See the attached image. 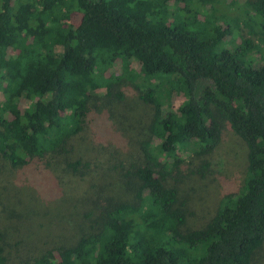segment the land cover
<instances>
[{
	"label": "trees",
	"instance_id": "16d2710c",
	"mask_svg": "<svg viewBox=\"0 0 264 264\" xmlns=\"http://www.w3.org/2000/svg\"><path fill=\"white\" fill-rule=\"evenodd\" d=\"M173 91L184 97L175 107ZM131 92L153 110L136 158L99 131ZM0 94V161L48 174V189L34 185L66 207L21 185L5 193L11 173L0 168V219L48 232L39 254L8 257L0 230V264H255L262 254L264 0H0ZM226 129L244 144L243 184L189 228L180 176L207 175ZM104 160L114 177L102 183L93 170Z\"/></svg>",
	"mask_w": 264,
	"mask_h": 264
},
{
	"label": "rangeland",
	"instance_id": "374dc122",
	"mask_svg": "<svg viewBox=\"0 0 264 264\" xmlns=\"http://www.w3.org/2000/svg\"><path fill=\"white\" fill-rule=\"evenodd\" d=\"M72 20L74 22L79 20V16H73ZM239 40V39H237ZM143 60L142 56H138L132 62L133 67H139L141 61ZM92 91L102 92L103 90H96L95 88L91 87ZM170 102L173 107L177 106L179 102L183 100V95L177 92H172L170 96ZM1 94H0V101H1ZM126 99L121 101V105L115 107L118 111V114L121 115L119 119H115L111 121V129L109 128L110 122L107 120L108 129L102 124V120H98L97 122L101 123V129L99 130L101 135H105L109 133L108 143L107 145H111V148L118 149L119 151L123 152L124 154L128 155L132 154L134 158H136L139 154L137 143L139 140L137 136L144 137L143 133L146 131V127L152 117L153 110L152 107L144 104L140 100L136 98L134 92L129 93L125 97ZM92 130V129H91ZM108 130V131H107ZM106 133V134H104ZM93 137V136H92ZM96 137V136H95ZM100 138V137H99ZM98 135L96 139L98 140ZM142 139V138H141ZM159 143L158 138L152 139V144L156 145ZM189 148L188 149H179L178 154L185 159V163L190 162V155H189ZM102 149L100 148L101 152ZM115 155V154H114ZM106 157V156H105ZM104 157V158H105ZM210 161V170L206 176L203 178L199 177L197 174L189 175L188 172H183L184 175L180 176V181L178 182L179 185L181 184V192L188 196V205L194 211V215L190 217L187 227H191L194 223H198L203 221L207 216L206 212L210 210V208H214L216 204L219 203L220 199L224 195H233L243 184L244 178V163H245V149L244 144L241 140L237 139L234 134L229 130H224L222 134V139L217 146V148L213 151L211 156L208 158ZM128 160V159H127ZM125 161V164L127 163ZM105 161V160H104ZM115 162V161H113ZM98 167L95 168L94 173L97 178H99L100 182H107L112 181L114 177V172L107 169L110 163L105 161L103 164H97ZM186 166H191L186 165ZM0 168L4 170H8L11 174L9 175V179L11 182L5 183L6 190L8 188V184L15 186H22L26 188H22L26 192H30L29 190H33L36 192L42 200H39L38 204L49 206L51 209H54L57 204L62 206L64 210L65 205L60 202L57 198H49L42 196L34 185V183L38 184L40 188L48 189L46 176L43 174H32L31 179L29 177L28 170H14L11 168L8 162L0 161ZM60 170V168H57ZM10 187V186H9ZM42 189V190H43ZM14 188H12L11 192L13 194ZM21 200L24 202L25 199L22 197ZM40 209V207L38 208ZM53 212V210H51ZM68 216V215H67ZM63 223L65 225V229L63 233L67 236H70L75 230V215L71 217H65ZM51 219V218H50ZM54 220V222H58V227H60V221ZM70 221V228H68V223ZM55 228L59 230L56 226ZM68 229L67 231H65ZM0 230L4 231V241L3 245L5 246V253L8 257H12L16 252L19 251H26L29 254H39L42 249L45 247V242L48 237V232L45 228L39 227L35 224H29L26 221L24 222L21 219L16 218H6L2 217L0 219ZM71 233V234H70ZM262 254L257 255L255 258V264H264V245H263ZM261 251V250H260ZM12 259L10 258V261ZM11 264H15L12 260Z\"/></svg>",
	"mask_w": 264,
	"mask_h": 264
}]
</instances>
